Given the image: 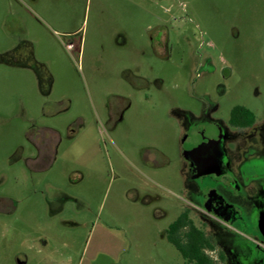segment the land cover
<instances>
[{
	"label": "rangeland",
	"instance_id": "1",
	"mask_svg": "<svg viewBox=\"0 0 264 264\" xmlns=\"http://www.w3.org/2000/svg\"><path fill=\"white\" fill-rule=\"evenodd\" d=\"M16 1L0 0V23L24 29L25 45L51 67L71 107L44 120L57 125L60 141L48 165L31 169L25 132L37 124L35 79L0 65V196L10 200L0 206V264H188L165 237L184 208L216 244L208 254L222 249L227 264H248L247 225L194 209L198 194L224 193L227 172L263 173L244 164L264 159V0ZM148 25L168 37L167 58L141 55ZM6 29L0 25V48L14 42ZM135 67L134 83L143 87L144 76L148 88L126 83ZM116 94L130 109L114 126L107 109ZM237 103L258 115L249 133L227 125ZM76 116L82 124L67 137ZM216 131L222 173L199 174L190 165L193 143ZM261 190L254 181L231 199L247 222Z\"/></svg>",
	"mask_w": 264,
	"mask_h": 264
},
{
	"label": "flooded vegetation",
	"instance_id": "2",
	"mask_svg": "<svg viewBox=\"0 0 264 264\" xmlns=\"http://www.w3.org/2000/svg\"><path fill=\"white\" fill-rule=\"evenodd\" d=\"M27 3L34 6L42 3V0L16 1V4L20 7H24ZM0 25L3 26L4 29L7 28L6 31L8 30V35L12 36L14 39L13 44H4L0 48V65L9 69H20L24 74H32L35 79L37 112L34 116H31L30 121H34L37 124L34 129L25 132V137L34 149V155L27 158L25 157V161L31 169H39L48 165L60 141V132L57 125L45 123L44 120L50 119L55 121L63 118L70 110L71 98L68 92L64 91L61 94L57 93L55 88V76L51 67L45 61L36 59L31 54L30 50L25 45V40L22 39V35H25L24 29L21 26H15V29L10 31V24L8 21H4L0 23ZM157 27L158 28H156V26H147V50L142 49L141 55H146V51H149L152 54H157L159 57L167 58L170 54V48H173V46H170L168 37L163 33L160 26ZM138 71L139 67L127 69L128 74L125 80L132 90H140L144 87H149V80L144 76L139 78L144 81L143 87L140 88L134 83V78L139 77L137 76ZM115 97V105L107 109L108 118H113L114 116V126L117 122L122 120L125 113L130 109V100L126 95L116 94ZM258 120V115L254 109L246 104L237 103L232 105L229 109L227 125L238 133H249L254 129ZM81 121L80 116H76L71 123L67 124V137L73 136L76 132L77 125L80 126L82 124ZM191 131L192 130H189L187 134L190 135ZM201 134L202 135L198 138V142L193 143L198 144V146H193L195 150L190 154V165L193 167V170L199 174L208 175L219 173L223 170L224 163L221 133L218 134V131H216L215 134ZM22 153L23 148L17 146L16 154H18V157H21ZM247 161L248 159L244 164L246 169L254 167L255 169L261 168L263 170V173H260L261 176L258 179L253 177L256 176L255 174L251 177L244 178L242 177V172V176L238 177L231 172H227V177L220 182L225 194L219 192L216 188H211L206 190L203 194H198L196 196L197 210L194 209V211L205 219L209 216L231 223L240 221V223L242 222L247 225L245 228V230H249L247 233V240L252 247L248 264H264V159L259 162ZM204 170L213 171L202 173ZM258 180L260 181L262 190L260 191L261 193L259 192L258 201L253 207L251 219L247 222L245 208L231 199L234 193L245 196L246 188H249L252 182ZM9 202L10 200L7 197L0 196V206H4V204ZM183 210L187 211L188 217L193 221L190 216V209L184 208ZM193 223L195 224L194 221ZM196 226L205 232V228L199 225ZM205 234L215 246L216 244L208 233L205 232ZM215 250L216 247L214 251ZM218 252H222L223 260L217 258ZM212 258L217 261V264H227L228 261V257L222 249L217 251L216 256Z\"/></svg>",
	"mask_w": 264,
	"mask_h": 264
},
{
	"label": "trees",
	"instance_id": "3",
	"mask_svg": "<svg viewBox=\"0 0 264 264\" xmlns=\"http://www.w3.org/2000/svg\"><path fill=\"white\" fill-rule=\"evenodd\" d=\"M165 237L186 263L217 264V261L207 252L214 251V244L205 232L188 217L187 211L180 212L168 225ZM217 258L223 260L222 252H218Z\"/></svg>",
	"mask_w": 264,
	"mask_h": 264
},
{
	"label": "water",
	"instance_id": "4",
	"mask_svg": "<svg viewBox=\"0 0 264 264\" xmlns=\"http://www.w3.org/2000/svg\"><path fill=\"white\" fill-rule=\"evenodd\" d=\"M213 170H204V172L202 173H209V172H212Z\"/></svg>",
	"mask_w": 264,
	"mask_h": 264
}]
</instances>
